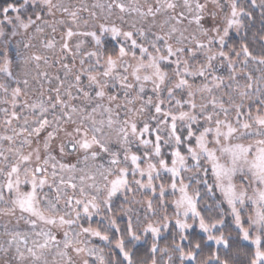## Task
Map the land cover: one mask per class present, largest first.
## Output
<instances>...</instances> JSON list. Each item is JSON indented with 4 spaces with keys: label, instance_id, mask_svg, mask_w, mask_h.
I'll return each instance as SVG.
<instances>
[{
    "label": "snow or ice",
    "instance_id": "obj_1",
    "mask_svg": "<svg viewBox=\"0 0 264 264\" xmlns=\"http://www.w3.org/2000/svg\"><path fill=\"white\" fill-rule=\"evenodd\" d=\"M0 264H264V0H0Z\"/></svg>",
    "mask_w": 264,
    "mask_h": 264
}]
</instances>
